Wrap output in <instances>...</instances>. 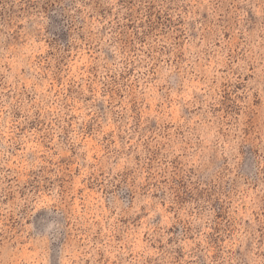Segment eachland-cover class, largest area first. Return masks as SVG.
<instances>
[{
  "label": "clouds",
  "instance_id": "1",
  "mask_svg": "<svg viewBox=\"0 0 264 264\" xmlns=\"http://www.w3.org/2000/svg\"><path fill=\"white\" fill-rule=\"evenodd\" d=\"M0 264H264V0H0Z\"/></svg>",
  "mask_w": 264,
  "mask_h": 264
}]
</instances>
